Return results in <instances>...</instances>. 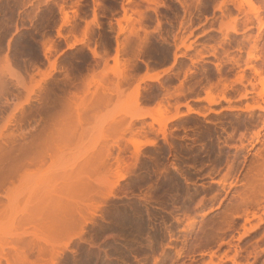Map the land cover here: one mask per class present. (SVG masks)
Here are the masks:
<instances>
[{
	"label": "rangeland",
	"instance_id": "rangeland-1",
	"mask_svg": "<svg viewBox=\"0 0 264 264\" xmlns=\"http://www.w3.org/2000/svg\"><path fill=\"white\" fill-rule=\"evenodd\" d=\"M257 77L264 0H0V264H264Z\"/></svg>",
	"mask_w": 264,
	"mask_h": 264
},
{
	"label": "bare ground",
	"instance_id": "bare-ground-1",
	"mask_svg": "<svg viewBox=\"0 0 264 264\" xmlns=\"http://www.w3.org/2000/svg\"><path fill=\"white\" fill-rule=\"evenodd\" d=\"M246 1H247V0H246ZM258 25H259V24H258ZM262 26H263V24H261V22H260V26H258V27H259V30H262ZM231 29H232V30H231ZM231 29H230V31H232V32L234 31V32H235L234 27H232ZM259 30H258V31H259ZM71 47H72V46H71ZM68 49H69V48H68ZM70 49H71V48H70ZM249 64H250V63H249ZM245 66H246V65H245ZM261 66H263V64H262ZM249 67H250V68H248V69H251V70H252L251 72L255 73L254 75L251 74V75L254 76V78H255V76L257 75V73L259 74L260 70L258 69L259 72H257V70H256L257 68L252 67L251 65H250ZM246 69H247V68H246ZM164 73H165V71H164ZM242 73H244V72H242ZM245 73H246V72H245ZM158 74H159V73H158ZM260 74H261V73H260ZM260 74H259V75H260ZM148 75H149V74L145 75L146 77L144 76V78H142V79L144 80V79L147 78L146 80H148V81H157V79L160 77V74H159V75H157V74H155V75H151V74H150L149 76H148ZM244 75H245V74H244ZM244 75H243V76H244ZM245 76H246V75H245ZM245 76H244V78H245ZM240 77H241L242 80L244 79V78H242V76H240ZM240 77L238 76V80H239V81H241V79H239ZM249 77H251V76H249ZM247 78H248V77H247ZM254 78H252V79H254ZM260 78H261V77H260ZM260 78L257 77V80L259 79L260 82H261L262 84H260V82H258V86H257L255 83H254L255 85H254L253 83H251V82H250V79H249V82H250V83L247 82L248 85H249L248 87H250V85L253 84V86L251 85V87H253V89L250 87V89H251L252 91H255V88H254V87H256V86L259 87V85H263L262 89H259V91L257 90V91H258V92L256 91L257 93L255 92L256 97L254 96V92L251 91V93H253V95L251 94L252 97L249 98V99H251L252 101H251V100H250V101L253 102L254 104H253V103L250 104L251 102L249 103V104H250V109H247V106H249V105L245 106V109H247V110H255V109H257V110H259V111H264V79L261 78V79H262V80H261ZM142 79H141V80H142ZM245 79H246V78H245ZM255 79H256V78H255ZM255 79H254V80H255ZM238 80L236 81V83L238 82ZM246 80H247V79H246ZM257 80H256V81H257ZM243 81H244V80H243ZM251 81H252V80H251ZM241 82H242V81H241ZM253 82H254V81H253ZM234 83H235V82H234ZM238 83H240V82H238ZM247 83H246V84H247ZM242 84L245 85L244 83H242ZM242 84H237V85L242 86ZM257 87H256V88H257ZM244 88H245V87L243 86V90H245ZM260 88H261V87H260ZM248 89H249V88H246L244 94H246V92H247ZM248 92H249V91H248ZM248 92H247V93H248ZM241 94H242V93H241ZM241 96H243V97L245 98L244 95H241ZM248 96H249V95H248ZM253 96H254V97H253ZM213 98H215V97H213ZM213 98H212L211 96H210V97L208 96V97L205 99L206 103H207L208 105H209V104H213V103H215V100H217V99L214 100ZM246 98H248V97H246ZM223 99H224V98H223ZM223 99H222V100H223ZM248 101H249V100H248ZM215 104H216V103H215ZM246 104H247V102H246ZM246 104H245V105H246ZM251 105H255V106L252 107ZM235 107H236V106H235ZM235 107H234V108H235ZM240 107H241V106H240ZM230 108H232V106L229 107V108H227V110H228V109L230 110ZM234 108H232V110H233ZM235 109H239V108L236 107ZM208 110H209V109H208ZM229 110H228V111H229ZM230 111H231V110H230ZM235 111H236V110H235ZM250 112H252V111H250ZM253 112H254V111H253ZM248 113H249V112H248ZM251 114H253V113H251ZM142 115H143V116H147V115H149V114L146 115V114L144 113V114H142ZM258 134H259V133H258ZM256 137L258 138L257 134H256ZM242 138H244V137H242ZM257 138H256V139H257ZM253 139L255 140V138H253ZM239 140H242V139H239ZM242 141H243V140H242ZM242 141H240V142H242ZM246 141H247V140H246ZM251 141H253V140H251ZM255 141H256V140H255ZM256 142L258 143V140H257ZM256 142H255V143H256ZM259 142H260V141H259ZM242 143H243V142H242ZM242 143H240V144L242 145ZM250 143H251V142H250ZM252 143H253V142H252ZM240 144H239V145H240ZM241 145L239 146L240 148L243 146V145H242V146H241ZM261 145H263V147H264V141H263V143H261ZM250 146H253V145H250ZM263 147H262V149H263L262 151H264V148H263ZM262 151H261V152H262ZM256 156H257V155H256ZM259 156H260V157H259ZM257 159H259V160L257 161ZM253 160H255L256 163L259 164V165L255 164L254 161H251L252 163H251V165H249V166H252L253 163H254L255 165H257V166H254V165L252 166L253 170H254L256 167L258 168V166H260V167H259V168H260L259 170H258L257 168L255 169V170H257V171H255L256 174H257V175L259 174V179H258L257 177H256V178H254V177L251 178L252 176H254L255 172H254V174H253V173H250V174L248 173L249 176H248V175H245L246 177H244V175H243L242 181H243L244 178H246V181H245V182H246V183L249 182V184L246 185L245 182H242V181L239 182V184H241V183L245 184L246 187H245V185L242 186L243 184L241 185V187H243V190H241L242 192H240V191L238 190L240 193H239V192L236 193V194H238V195H237V199H238L239 197H241V198H239V199L243 200V199H244V198H243V195H245V193H246V195H248V196H244V197H247V198H245V199H250V196L254 197V194H252V195L247 194V189H248L247 187H248V186H250V187H249L250 189L248 190V193L251 192V191H250L251 188H252V190H253L254 187H255V188H257V189H254V190H255V192L258 191V195H259V192H260V195H261L262 197H263V195H264V190H263V189H264V185L260 184V182H263V181H264V180H262L264 177H263L262 179L260 178V177H262V176L264 175V153H263V155L259 153V154H258V158L253 159ZM259 162H260V163H259ZM245 165H246V164H245ZM245 165H244V167H245V169H246L247 166H245ZM249 166H248V167H249ZM248 170L250 171V170H252V169H251V168H248ZM253 170H252L251 172H253ZM260 170H262L261 173H260ZM249 171H248V172H249ZM258 171H259V173H257ZM241 174H242V173H241ZM246 174H247V173H246ZM251 174H253V175L251 176ZM260 174H261V176H260ZM257 175H256V176H257ZM239 177H240V176H239ZM241 177H242V175H241ZM247 177H249V178H247ZM224 178H225V177H224ZM236 178H237V177H236ZM248 179H249L250 181H249ZM253 179H254V180H256V179L259 180V181H258V182H259L258 184H259L260 186H256V185H258V184H257V182H255ZM260 179H261L262 181H260ZM225 180H226V178H225ZM225 180H224V181H225ZM234 180H235V179H234ZM237 180H238V179H237ZM239 180H241V179L239 178ZM247 180H248V181H247ZM251 180L253 181V183H255V184H254V185H255L254 187H253V184H251V183H252ZM225 182H226V181H225ZM233 182H234V181H233ZM235 182H236V181H235ZM223 184H224V183H223ZM230 184H231L230 186H232L233 183L231 182ZM236 185H237V184H236ZM261 185H262V186H261ZM234 186H235V183H234ZM251 186H252V187H251ZM244 187L246 188V189H245L246 191L244 190ZM258 187H259V188H258ZM241 189H242V188H241ZM260 189H261L263 192H261ZM249 191H250V192H249ZM253 192H254V191H252L251 193H253ZM255 192H254V193H255ZM255 194H256V197L259 199V197L257 196V193H255ZM260 195H259V196H260ZM234 197H235V196H234ZM234 197H233V199H234ZM263 198H264V197H263ZM263 198L260 197V200H262ZM245 199H244V200H245ZM254 199H255V198H253L252 200H254ZM234 200H235V199H234ZM241 200H238V201H240V202H238L237 200H235V201H237V203H238L239 206L243 204V205H244V210H245V211H244L243 208H242L243 206H240V208H238V209H242V211L246 212V209H247L248 207H247L246 209H245V207L248 206V204H249L250 202L252 203V200H251L250 202H248V204H247L246 206H245L246 203H245V204L243 203L244 200H243V201H241ZM255 200H257V199H255ZM255 200H254V203H255V204H258L259 202L256 203ZM245 201L247 202L248 200H245ZM245 201H244V202H245ZM237 203H236V204H237ZM241 203H242V204H241ZM251 203H250V204H251ZM260 203H261V201H260ZM262 203H264V202H262ZM262 203H261V204H262ZM250 204H249V205H250ZM238 205H237V206H238ZM252 205H253V204H252ZM252 205L249 206V208H250V207L252 208ZM237 206H236L235 210L237 209ZM239 206H238V207H239ZM255 206H256V205H255ZM262 206H263V205H262ZM257 207H260V206H257ZM238 209H237V210H238ZM253 209H255V208H252L251 210H253ZM237 210H236L235 213H238L239 210H238V211H237ZM233 211H234V210H233ZM242 211H241V213H242ZM247 211H248V210H247ZM252 212H253V211H252ZM235 213H233V214H235ZM247 213L250 214L251 211H250V212H247ZM256 213H257V212H256ZM256 213H255V214L253 213V214L256 215ZM243 214H244V217L246 216V218H244V220H246L248 216L245 215V213H243ZM249 214H248V215H249ZM250 215L252 216V214H250ZM238 216H239V215H238ZM238 216H237V217H238ZM242 216H243V215H242ZM252 217H253V216H252ZM255 217H256V216H255ZM255 217H253V218H255ZM249 218L252 219L251 217H249ZM250 219H249V220H250ZM247 220H248V219H247ZM247 220H246V221H247ZM246 221H245V222H246ZM248 222H249V221H248Z\"/></svg>",
	"mask_w": 264,
	"mask_h": 264
},
{
	"label": "trees",
	"instance_id": "trees-1",
	"mask_svg": "<svg viewBox=\"0 0 264 264\" xmlns=\"http://www.w3.org/2000/svg\"><path fill=\"white\" fill-rule=\"evenodd\" d=\"M25 34H26V32L23 31V32H21L20 34H18V35H16L14 37V39H13V45H12V49H13L12 50V55L15 52V49L17 47V44L23 40V37H24Z\"/></svg>",
	"mask_w": 264,
	"mask_h": 264
}]
</instances>
